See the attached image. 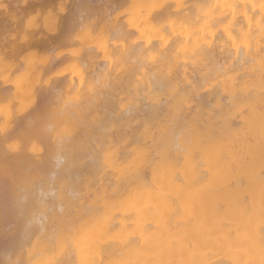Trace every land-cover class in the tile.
<instances>
[{"label":"bare ground","instance_id":"obj_1","mask_svg":"<svg viewBox=\"0 0 264 264\" xmlns=\"http://www.w3.org/2000/svg\"><path fill=\"white\" fill-rule=\"evenodd\" d=\"M0 264H264V0H0Z\"/></svg>","mask_w":264,"mask_h":264}]
</instances>
